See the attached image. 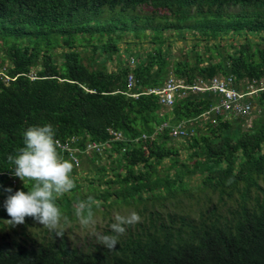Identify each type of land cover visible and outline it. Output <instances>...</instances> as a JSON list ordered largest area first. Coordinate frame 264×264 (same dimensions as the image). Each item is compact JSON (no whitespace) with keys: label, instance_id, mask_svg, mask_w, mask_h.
Instances as JSON below:
<instances>
[{"label":"trees","instance_id":"obj_1","mask_svg":"<svg viewBox=\"0 0 264 264\" xmlns=\"http://www.w3.org/2000/svg\"><path fill=\"white\" fill-rule=\"evenodd\" d=\"M140 5L150 13H137ZM167 30L198 37L210 53L194 43L174 57ZM125 34L150 49L139 48L132 64L123 56L131 47L120 50ZM169 75L187 84L264 82V0H0V264H264V90L252 96L250 114H258L243 128L245 118L210 112L218 99L210 92H186L169 107L145 93ZM181 121L191 133L171 136ZM47 123L95 175L73 177V165L75 187L54 194L55 230L31 217L10 226L3 189L30 191L35 182L12 176L7 157L29 126ZM86 143L99 148L86 154ZM90 196L92 213L130 207L141 217L123 226L113 250L100 237L117 235L115 219L81 243L64 229Z\"/></svg>","mask_w":264,"mask_h":264},{"label":"clouds","instance_id":"obj_2","mask_svg":"<svg viewBox=\"0 0 264 264\" xmlns=\"http://www.w3.org/2000/svg\"><path fill=\"white\" fill-rule=\"evenodd\" d=\"M252 104L254 106V103ZM55 136L56 129L51 123L29 126L23 133V147L17 150L15 156L7 157L8 162L14 165L9 170L12 176L19 178L22 182L26 179L35 182L30 191L17 189L13 193L11 187L3 189L5 193H8L3 207L10 217L6 221L10 226L24 224L25 217H31L35 222L51 230L57 228L61 211L55 203L54 194L67 193L75 187V184L69 175L72 172L73 163L59 156L58 141ZM231 182L230 179L228 183ZM76 215L85 224L92 219L91 196L87 201L78 203ZM115 220L116 223L112 225V228L117 235L100 237L101 244L108 250L115 249L118 235L125 231L123 226L140 222L141 217L137 213H132L128 217L117 215ZM56 236L62 237L63 233L57 231Z\"/></svg>","mask_w":264,"mask_h":264},{"label":"built area","instance_id":"obj_3","mask_svg":"<svg viewBox=\"0 0 264 264\" xmlns=\"http://www.w3.org/2000/svg\"><path fill=\"white\" fill-rule=\"evenodd\" d=\"M129 63H133L132 58H130ZM132 83L134 82L130 74L126 79L127 89L133 85ZM260 89L264 90V82H260L257 85L250 82L242 89L237 87L236 83L233 82V77L230 76H214L207 82L198 81L197 83L192 82L187 84L181 79H176L169 75L161 87L152 88L148 93H153L157 96L158 102L161 105L169 107L175 97L181 96L186 92H210L218 96L216 103L210 108V112L224 109V111L227 110L228 113L230 112L233 115L247 118L250 115V111L254 108L251 103V97ZM208 116V111H205L200 117L205 119ZM165 124L162 123L161 126H166ZM168 133L173 137H181L191 133V131H189L187 124L181 121L176 125L170 126ZM112 134L114 138H120L119 133H117L118 136H116V132ZM86 145L88 148H86ZM86 145V150H97L99 148L96 143H86ZM57 146L67 152V157L74 166L78 165V159L74 154L75 148H71L67 142L58 143Z\"/></svg>","mask_w":264,"mask_h":264},{"label":"rangeland","instance_id":"obj_4","mask_svg":"<svg viewBox=\"0 0 264 264\" xmlns=\"http://www.w3.org/2000/svg\"><path fill=\"white\" fill-rule=\"evenodd\" d=\"M150 10L151 8L146 5H140L135 8V11L139 14L150 13ZM165 34L171 35L170 38H167L168 39L167 42L170 43V51L174 57H180L179 55H182V53L188 52V50H190V46L193 45L194 43L197 44L194 47V49H196L200 54L206 55L210 53L209 51L204 50V42L200 41L198 37L190 36V34H187L186 37L184 38L177 37V36L173 37L172 32L168 30L165 32ZM228 42H229V39L225 37L224 39L220 40V47H222L221 49L223 50L227 49L226 43ZM234 42L239 43V39L238 38L234 39ZM128 45L131 48L127 49L125 53L123 54V56H126L129 54L126 57V60L128 61L130 60V58L132 57L135 58V56L138 55V53L140 52L139 48H147V50H150L148 44L145 43L144 40H142L141 38L138 40V39L132 38L128 34H125L122 36V42L120 43V50L122 51L124 47H127ZM190 57H191V54H190ZM105 65H106L107 70H114L116 68V59H114V57L113 59H107V61H105ZM129 75L130 73L127 75L126 79L128 78ZM197 82H198V78L195 79V81H193V83H197ZM132 84L134 85V83ZM149 90L150 88L146 89L145 93L148 94ZM136 95H137L136 93H131V96L135 97ZM257 114L258 112L254 110L247 118L242 119V121L240 122L241 126L243 128L248 127L250 125V120ZM117 133L118 132H116V136H118ZM86 148H88L87 145H86ZM86 148L84 149V153L87 154L89 153L90 150H86ZM180 156L181 157L184 156V153L182 151L180 152ZM99 159H100L99 162L106 161L104 155H101ZM86 167L87 166L85 162L80 163L78 161V165L74 166L75 173L73 174V177H76L81 180V178L84 175H86L89 178L91 177V175H95L92 172H87ZM132 213H133V210L130 207H112V208H109L106 211V213H104V215L102 211L98 210L92 213V219L87 224L83 223L81 219L78 218L74 222H67L66 224H64V229H66L67 235L70 236V238L74 240V242H80V237H81V242H83L86 239H89L90 237H92L93 235L94 236L98 235L101 228L104 226L108 218H111L112 220H114L117 215L128 217ZM3 221L6 222L7 220L3 219Z\"/></svg>","mask_w":264,"mask_h":264}]
</instances>
